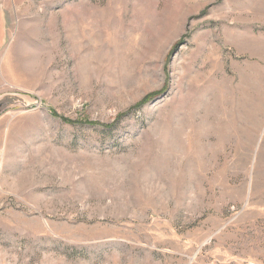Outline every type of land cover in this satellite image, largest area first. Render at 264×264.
Segmentation results:
<instances>
[{
  "label": "rangeland",
  "instance_id": "rangeland-1",
  "mask_svg": "<svg viewBox=\"0 0 264 264\" xmlns=\"http://www.w3.org/2000/svg\"><path fill=\"white\" fill-rule=\"evenodd\" d=\"M0 264H264V0H0Z\"/></svg>",
  "mask_w": 264,
  "mask_h": 264
},
{
  "label": "water",
  "instance_id": "water-1",
  "mask_svg": "<svg viewBox=\"0 0 264 264\" xmlns=\"http://www.w3.org/2000/svg\"><path fill=\"white\" fill-rule=\"evenodd\" d=\"M17 103L19 102L15 95L7 94L0 97V115Z\"/></svg>",
  "mask_w": 264,
  "mask_h": 264
}]
</instances>
